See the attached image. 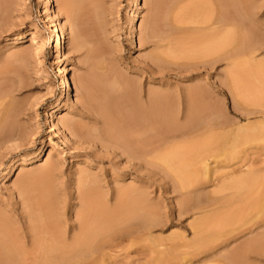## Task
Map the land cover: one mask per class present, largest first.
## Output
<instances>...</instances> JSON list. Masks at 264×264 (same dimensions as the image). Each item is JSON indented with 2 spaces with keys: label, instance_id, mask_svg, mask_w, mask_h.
<instances>
[{
  "label": "rangeland",
  "instance_id": "rangeland-1",
  "mask_svg": "<svg viewBox=\"0 0 264 264\" xmlns=\"http://www.w3.org/2000/svg\"><path fill=\"white\" fill-rule=\"evenodd\" d=\"M224 1L225 12L238 17L230 23L232 30L220 29L228 31L224 35L232 41L227 49L234 51L229 60L190 75L182 67L186 40H213L209 35L217 27L198 22L216 15L213 0H139L135 40L128 28L133 0H0V126L4 122L12 132L6 137L0 131V264H38V249L48 246L46 231L56 229L57 236L72 243L83 215L102 240L88 250L94 256L89 264H226L228 254L227 260L236 257L242 246L264 235V226L237 233L250 228L257 213L246 207L264 199V0H243L248 13L241 0ZM56 27L65 32V55L56 52L52 40ZM19 35L24 37L18 43ZM59 62L68 69V94L54 71ZM130 92L135 98L129 103ZM195 92L203 93V113L190 110ZM163 93L173 102L167 111V143L158 149L156 135L162 137L163 129L151 123L136 131L130 120L148 122L132 111ZM57 103L61 107L55 110ZM107 114L115 120L112 125ZM50 119L70 141L51 132ZM190 122L202 129L171 126ZM145 130L152 142L138 139L136 134ZM223 135H230L236 158L217 164L213 158ZM130 136L135 145L141 143L138 147L147 142V147L155 146L154 156L148 157L152 164L129 161L117 150ZM43 141L51 166H20L7 183L1 181L11 161L37 156ZM190 150L194 153L187 157L184 152ZM181 152L186 159L195 158L187 170L194 181L208 183L198 201L210 205L182 217L179 177L171 174L184 168ZM165 155L167 161L178 157L168 163L179 162V168L169 166ZM206 164L214 168L211 175L205 174ZM44 173L48 175L42 178ZM235 176L255 181L238 197L230 192L225 200L211 201L217 196L213 192ZM212 216L216 218L200 240L194 226ZM250 260L264 264V255L253 253Z\"/></svg>",
  "mask_w": 264,
  "mask_h": 264
},
{
  "label": "bare ground",
  "instance_id": "bare-ground-1",
  "mask_svg": "<svg viewBox=\"0 0 264 264\" xmlns=\"http://www.w3.org/2000/svg\"><path fill=\"white\" fill-rule=\"evenodd\" d=\"M213 1H214V5L216 7V11H217L216 15L214 14L215 12L211 14L213 16H210V14L208 16L204 15L205 17H202L201 20L198 21L200 24H202L201 26L206 25V26H208V28L217 27V28H215V30H213L214 32L211 31L212 33H210V35H209V37L211 39H213V40H210V42L208 41V42H202V43H198L195 40V42L192 43L190 41V40H192V38L190 36H189L190 40H188L189 38L186 40L187 41V47H186L187 58H185L186 61L184 62L182 67H184V71L189 73L190 75L202 74L203 71L210 70V68L215 67L217 63H219L221 61H224V60H229L230 54L234 51L233 50L231 52L229 49H227L228 46L230 45L229 42H231L232 40H230L229 37H227L228 35H226V37L229 39V41L226 40V37L224 35L226 32H225L224 29H225V27L229 28L230 27V23L233 22V18L236 19L238 17H236L237 15L234 16V14H233V18H232L230 15H228V10L225 12L223 6L226 7V5L224 4L226 1L222 0L223 3H222L221 0H213ZM46 2H51V0H46ZM138 2H139V0H133L132 8L130 9V12H129V26H128V28L130 30L131 39H134V40L137 38V35L135 34V30L137 28V17H138V13H139ZM231 3H232V1H231ZM241 7H242L243 11H245L246 13L249 12L248 4H246L243 0H241ZM190 10H191V8H190ZM213 10H215V9H213ZM187 13L190 14V12H187ZM235 21H237V19ZM238 26H233V27L239 28L240 26L239 27ZM221 28H224L223 31L225 33L221 32L222 31V30H220ZM229 29L232 30L233 28L230 27ZM238 30H240V28ZM52 33H53L52 40L56 42V46H55L56 52L59 53V54L65 55L66 41H65V32H64V30L60 29L59 27H56V28H54L52 30ZM226 34H228V31H227ZM23 37H24V35H19L16 42L19 43L20 40L23 39ZM197 37H199V36L197 35ZM202 37H205V36H202ZM243 38H244V36H243ZM239 41H240V38H239ZM239 43H241V42H239ZM236 45H238V43ZM236 47H238V46H236ZM236 47H235V49H236ZM185 55H186V53H185ZM157 59L158 58H156V60ZM237 65L241 66L238 63H237ZM177 66H179V65H177ZM243 68H244V66H243ZM67 70H68L67 67L62 66L61 62L57 63V66L55 67V70H54L58 74L57 77L59 79H61L60 80L61 88H63V90H64V92L66 94H68L70 92V83H69V81H68V79L66 77ZM232 75H233V73H232ZM237 76H238V73H237ZM103 90H102V92H103ZM134 98H135L134 94L132 95V93L130 92V95H129L127 100L130 103ZM203 99H204L203 93H198V92L192 93L191 96L189 97V100H190L191 104H193L192 105L193 107H190V110L192 109V110L196 111V113L205 112V110H207V108H205V107H203V105H201ZM172 102H173V99H171V97L167 93H163V94L151 99V101L147 105L142 106L139 109H136V110H133V111L131 110L132 113L134 114V116H136L138 114H141V115L143 114L144 116L149 118L148 122H145V121L142 122V121H140V119L137 120L135 118L131 119L130 120V125H132L133 127H138V128H136V131H137V129H139V127H142V128L145 127L146 128V126H148L151 123H155L161 129H163V136L162 137H159V135H156L159 138L158 142L156 140L157 144L159 143V145H160V146L159 145L156 146V148H158V149L164 148V145H165L164 143H167V142H165L166 141L165 140L166 139V135L165 134L167 132L166 129L170 128V124L168 122L167 111H168L169 107L172 105ZM88 103H89V105H91L90 100H89ZM195 105L197 107H194ZM198 105H200V106L198 107ZM121 106H123V104ZM60 107H61V104L57 103L55 105V110L56 109L58 110ZM118 109L120 110L122 108H118ZM120 113L121 112H119L118 114L120 115ZM121 114H123V112ZM125 115H126V113H125ZM47 117H51V114L48 113ZM111 117L112 116H110L109 114L106 115V119L108 120L109 125H112L113 123H115L114 118H111ZM211 118H212V115H211ZM49 122H50L51 132H55L57 134L62 133L64 135L65 140L70 141L69 136L63 131L62 128L58 127V125L52 119H50ZM4 124L5 123L3 122L2 123L3 127H2V125L0 126V128H1L0 131L3 129L4 133L6 132V134L4 136L7 137L9 135L7 133H9L11 128L7 129V127H6L7 125L4 126ZM130 125H129V128H131ZM195 125L196 124H194V122H190V123H187V124L171 125V126H173L176 129H182V128L190 129V128H194ZM206 127H208V126H206ZM199 128H200V130L202 129L201 127L197 126L193 130L199 129ZM131 129H133V128H131ZM147 129L149 130V132H150V130H153V128H151V127H148ZM248 129L249 128L247 127L246 130H248ZM148 130H145L144 131L145 133L141 132L142 133L141 135L136 134L138 136V139L140 138V136L142 138H144L145 137L144 134H146L148 136V134H147ZM133 131H135V129H133ZM155 131L153 130L152 133L155 132ZM197 131H199V130H197ZM11 133L12 132L10 131V134ZM153 134H157V133H153ZM190 134H192V133H190ZM0 135H3V134L0 133ZM120 135L121 134H119L118 137H120ZM122 135H121V137H122ZM142 135H144V136H142ZM149 137L153 138L152 135L149 136ZM123 138H124V136H123ZM145 138H144V140H145ZM219 138L223 141V143H222V146L219 147L220 149H218L219 150L218 154L213 158L214 162H216L217 164H227L229 162H232L236 158V154L232 150L233 147L231 148L229 146L230 138H231L230 135H223V136H220ZM147 140H149V138ZM102 142L105 143V140L102 141ZM135 142H136V138H134V136L133 137L130 136V138H128L124 144H119L118 143L116 148H117V150H120L121 151V155L125 156L129 161H140V162H142V163H144L146 165H149L151 162L149 161L150 158L148 159V157L151 154L154 156L153 152L155 151L154 150L155 146L153 145L154 148L151 147V145L149 147H147V144H148V142H147V144L145 143L146 145L144 144L146 147L145 146H142V147L140 146L141 147L140 148L138 146L141 143L139 142V144H136L138 146H136ZM149 142H152V139L149 140ZM136 143H138V142H136ZM143 143H142V145H143ZM47 145H48L47 142L43 141L42 142V146H41V148L38 151V155L35 156V157L28 158V159L27 158H21V159H15V160L11 161L8 164L7 169L1 175V181L7 183L14 176V174L16 173L17 169L20 166L32 165L34 163H39L40 167H43V168L51 166L52 161L50 159V156L46 153ZM194 150H196V149H194ZM190 151H188L189 153H187V154L185 153L187 151H185L184 154L187 155V157H188V155H190L193 152V150H190ZM207 152L208 151H206V153ZM182 153L183 152H181L180 154L178 153V156H180V158H182V157L184 158L185 157L184 154H183L184 156H182ZM202 154L205 155V152H201V155L200 154L198 155V156H200L199 159H201V160H202V158H201ZM160 157L161 156H158L156 159L159 161ZM162 157H163L164 160L167 159V155L162 156ZM169 157H168V159H169L168 161L169 162H170V160L173 161V159H175L177 161V159H178V157H176L175 155H174L175 158H173V159H170L171 157L170 158ZM187 157H185V159H179V160H181V162H180L181 164L180 165L184 166V168H179V166H178L179 162L177 163L174 160L175 161L174 163H176V165H173V162H172V165L174 166L173 168H175V166L176 167L178 166L179 169H174L175 171L177 170L178 172L173 173L174 171H172L171 174L172 175L174 174V177L175 176L179 177V182L178 181L177 182L180 185L177 186V187H179V189L181 190V194L184 197V200L181 203L180 209H179V216L180 217H182L184 215H188V214H190V213H192L194 211L202 210V209L207 208V207L210 206L209 204L208 205L207 204L206 205H202L198 201V199H199L198 197L201 196L200 193L204 189L203 186H205L208 183L204 182V181L196 182V181H194L192 179L191 175H190L191 177L189 176V171L187 170V167H188L187 164H189L191 166H194V164L193 165H192V163L190 164L189 161L192 162L195 158L193 159V156H192V157L186 159ZM151 158H152V156H151ZM164 160H163L162 164L165 167V166H167V164L164 163ZM168 161L166 163H168ZM196 161L198 162V158L196 159ZM196 161H194V162H196ZM170 163H168V165L172 166ZM160 164H161V162H160ZM213 170H214V168L211 167V164H206V166L204 168V171H205L206 175H211ZM192 174L194 175L193 172H192ZM252 174H253V172H252ZM46 175H48V173H44L42 175V178L44 176H46ZM243 176H245V175H243ZM195 177H196V179H198V176H195ZM236 178H238V177H236ZM228 179H230V178H228ZM38 180H41V179L38 177ZM256 180L258 181L259 179H256ZM254 181H255V178H253V177L251 178V177H242V176L239 177L238 179L232 180L231 182H229V181L226 182V179H225L226 184L224 185V183H223V185H221V187H219L217 192L216 191L213 192V193H216L217 196L216 197H212L211 196V199H212L211 201H213V200L214 201H216V200H218V201L225 200V198L230 196V194H229L230 192H232L231 194L233 196L238 197L244 190L249 189L252 186V184L254 183ZM256 182H255V184H256ZM255 188H254V190H255ZM254 190H252V191H254ZM128 192L131 193L133 191H128ZM229 202H231V201H229ZM205 203H206V200H205ZM246 204L247 203H245V205ZM253 205L252 204L249 205L250 206V207L248 206L249 208L245 206L249 211H250V209H254L253 207H255V210L257 211L255 217L249 223V224H251V227L246 229V230H243V232L240 231V230H237L238 234H242L245 231L252 232L253 228L256 227V226L258 228H262L264 226V199H262V198L260 199L259 198L257 200V202H255ZM245 211H242L241 213H243ZM251 211H253V210H251ZM241 213H240V215H241ZM252 216H253V214H252ZM215 218L216 217H214V216L207 217V218H204V219L198 221L195 224L194 228H195L196 233L199 236L200 240H202L203 238H205L207 236L208 231H209L210 226H211V223L213 222V220ZM82 219H83V222H82V225L80 227V233L74 237V240H73L72 243H69L66 239L64 240V239L60 238L59 235L57 236L56 235L57 234V230L56 229H51L49 231L48 230L46 231L48 236L45 239V241H46V244L48 246L46 248L44 247L45 248L44 250L38 249V264H89L91 261L94 260V256L89 254L88 250H90L94 245H99V243L102 241L100 239L101 235L98 232H95V231L93 232L92 230H90L89 227L91 226V224L89 222L90 220H89L88 215H83ZM237 220L241 221V220H239V218ZM247 221H248V219L245 221V223H247ZM245 223H244V225H245ZM204 245H201L200 247H203ZM253 253L258 254V256L259 255H264V235L261 238L252 240V241L248 242L247 244H245L244 246H242L240 251H238L236 257L230 258V260H227L226 257L230 256L228 254L224 259H225L226 264H252L251 260H250V255L253 254ZM231 255H233V254H231ZM16 260H17V258H16ZM15 262H13V263H15Z\"/></svg>",
  "mask_w": 264,
  "mask_h": 264
}]
</instances>
